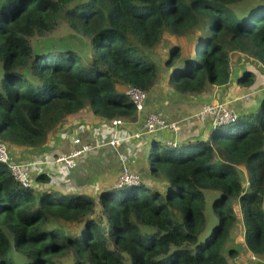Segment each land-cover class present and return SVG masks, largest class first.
<instances>
[{
	"label": "trees",
	"instance_id": "obj_1",
	"mask_svg": "<svg viewBox=\"0 0 264 264\" xmlns=\"http://www.w3.org/2000/svg\"><path fill=\"white\" fill-rule=\"evenodd\" d=\"M61 21L87 49L32 43ZM234 58L264 73V0H0V139L10 153L40 148L88 107L133 120L125 88L149 91L176 67L168 86L196 95L230 84ZM209 127L207 140L152 144L162 182L105 187L99 201L24 187L0 162V264H236L239 219L244 246L264 257V98ZM206 190L219 193L211 208Z\"/></svg>",
	"mask_w": 264,
	"mask_h": 264
},
{
	"label": "crops",
	"instance_id": "obj_2",
	"mask_svg": "<svg viewBox=\"0 0 264 264\" xmlns=\"http://www.w3.org/2000/svg\"><path fill=\"white\" fill-rule=\"evenodd\" d=\"M232 69L233 79L230 84L213 85L208 90L196 95H183L168 86L169 70L161 68L162 74L159 81L149 90L145 112H137V118L133 120L124 119L117 133H115V127L111 124V120L94 114L92 109L88 107L56 129L45 146L18 148L19 151L23 150V154H17L19 162L24 163L30 170L32 180L34 179L32 185L38 186V188L35 187L36 190H59L57 187L61 188L65 183L64 180L68 179L69 181V178L76 175V172L81 174L91 170L95 171L93 187L100 192L105 187L114 186L108 185V183L103 184V182L118 176L123 165L129 166L130 169L141 175L143 180H151L153 176L150 173L149 155H151L150 146L153 143L166 144L172 142L177 144L209 138L211 131L209 123L201 121L197 117L204 104L222 100L228 102L230 107L240 113H247L260 106L264 98V73L247 59L234 58ZM247 69L252 70L255 74V81L250 86H241L237 83L236 78ZM247 95L251 97L250 100L243 98ZM149 111L159 112L169 121H180L182 134L175 137L168 130H163L154 135L144 133L142 130L144 117L145 113ZM136 133H141V137H133ZM73 136H79L86 142L97 143L98 147L86 153L81 158L78 169L70 172L64 169L63 165L51 161L58 153L74 147L70 141ZM115 136L120 139L119 145L116 147L107 145L106 142ZM45 162H51L52 170L49 173L43 171L44 168L48 167L44 164ZM51 164L56 165V168ZM78 173L77 175H79ZM49 177L54 181L52 182V179L45 181ZM59 191L63 192L62 190Z\"/></svg>",
	"mask_w": 264,
	"mask_h": 264
},
{
	"label": "built area",
	"instance_id": "obj_3",
	"mask_svg": "<svg viewBox=\"0 0 264 264\" xmlns=\"http://www.w3.org/2000/svg\"><path fill=\"white\" fill-rule=\"evenodd\" d=\"M125 93L133 101L138 113H144L146 107V100L149 95V91L143 90L138 87H127ZM243 98L248 99L249 96H244ZM219 102H225L219 103ZM237 112L234 108L230 107L229 103L222 100H217L212 103L204 104L197 117L201 121L211 122L212 126L221 125L225 123H230L237 118ZM112 125L115 127V133L118 132V127L123 123L120 118H115L111 120ZM143 132L148 134H156L163 130L171 131L175 137H179L182 134V127L180 121H169L161 113L155 111H149L145 113ZM141 133H136L135 137H141ZM71 143L74 145L72 150H70L69 155L61 154L55 160L56 163H61L67 161H73V165H68L74 167L76 165L75 159L79 156L90 152L94 146L91 143H85L81 138L74 136L70 138ZM120 139L113 138L110 140L109 144L113 147L119 145ZM167 144H176L172 142H167ZM0 162L6 163L10 166L11 172L17 178V180L24 186H30V176L24 165H19L12 163L10 157V151L8 150L7 144L0 139ZM141 183V175L130 169L129 166L123 165L117 180L114 184L115 188H121L125 186H131ZM249 185V183L247 184Z\"/></svg>",
	"mask_w": 264,
	"mask_h": 264
},
{
	"label": "rangeland",
	"instance_id": "obj_4",
	"mask_svg": "<svg viewBox=\"0 0 264 264\" xmlns=\"http://www.w3.org/2000/svg\"><path fill=\"white\" fill-rule=\"evenodd\" d=\"M31 40H32V43H41V44H44L45 46H50V47H53V48H63V47H66V46H72V47L76 48L78 51H80V50L87 49V47H88L87 38L84 37L83 35L75 33L73 30H71L69 28L68 24L65 21H61L59 27L56 30H54L53 32H51L49 34H46V35H36ZM174 40L177 41L176 39H174ZM167 46H168V43L166 41L164 47L167 48ZM189 47H192V43L189 44ZM158 51L161 52L162 48H160ZM166 53L167 52H165V51L162 52L163 57H166ZM3 75H4V72H3V69H2L1 62H0V81L2 80ZM219 103L225 104V102H219ZM63 124H64V122L62 124H60L56 129H58ZM111 124H112V122H111ZM209 125H211V122L209 123ZM118 131H119V127H118ZM52 133L50 134L49 139H50ZM77 137H79V136H77ZM133 137H135V134L133 135ZM79 138H81V137H79ZM113 138H117V137L115 136ZM49 139H48V141H49ZM83 142L91 143L94 146V148L92 150H94V149H96L98 147L97 143L86 142V141H83ZM109 142H110V140L108 142H106V144L111 146L109 144ZM163 144H165V143H163ZM43 146H45V145H43ZM111 147H113V146H111ZM151 148H152V145H151ZM17 149L18 148L11 149L10 157H11L12 163L19 164V165H21V164L24 165V169H26L28 171L29 176H30L31 187H33L34 189L38 188L37 185H32V183L34 182V179L32 180L31 173H30V170L28 169V167L24 163L19 162V158L17 157L18 153H22L23 154V150L19 151ZM70 150H72V149H69L68 151L60 152L55 157L53 155L52 158L53 157L54 158H53V160L51 162L55 163V164L63 165L62 167L64 169L70 171V172H71V170L76 169L78 167V164L81 162V158L86 153L75 159L76 165L74 167H70L69 166V165H73V161H67V163L69 165L67 163H65V162H61V163H56L55 162V160L57 159V157L59 155H61V154L69 155L70 154ZM150 161H151V158H150V155H149V163H150ZM51 162H45L44 163V164H46L48 166V167L43 169L44 173L51 172V170H52V167L50 166ZM51 165H54V164H51ZM54 167L56 168V165H54ZM77 173L78 172H76V175L71 176L69 178V181H68V179L64 180L65 183L62 185V187L61 188L57 187V189L62 190L64 193H76V194H86V195L94 196L95 199L97 201H99L100 192L103 189L99 192L97 189H95L93 187V184H95L94 183V178H95L94 177V173H95V171L88 170V171L82 172L81 174L78 173L79 175H77ZM42 174H43V172H42ZM117 177L118 176L113 177V178L109 179L108 181L103 182V184L104 183H108V185H114V183L117 180ZM242 177L244 179V187H247L248 186L247 185L248 184V178H247L246 174L243 175ZM50 179H52V178L49 177L45 181H48ZM53 181L54 180L52 179V182ZM162 181H163V177H158V178L156 177V178H152L151 180L150 179L149 180H143L142 177H141V182L145 183L148 186L149 185L152 186L154 184H159ZM45 190H48V189H45ZM215 193H216V191L206 190V197H207L209 208H211L213 200L219 194L218 192H217L218 194H215ZM233 236H234V242H233V244H230V245H232L233 247H236L238 249L239 253H240V256L238 257V259L235 260L236 264H264V257H258L256 255L251 254L246 249V247L244 246V243H243L244 224H243V220L242 219H239V221L237 222V225H236V228L234 230ZM125 264H131V260H130L129 255H126Z\"/></svg>",
	"mask_w": 264,
	"mask_h": 264
},
{
	"label": "water",
	"instance_id": "obj_5",
	"mask_svg": "<svg viewBox=\"0 0 264 264\" xmlns=\"http://www.w3.org/2000/svg\"><path fill=\"white\" fill-rule=\"evenodd\" d=\"M176 67H172L170 70H169V73L172 72Z\"/></svg>",
	"mask_w": 264,
	"mask_h": 264
},
{
	"label": "clouds",
	"instance_id": "obj_6",
	"mask_svg": "<svg viewBox=\"0 0 264 264\" xmlns=\"http://www.w3.org/2000/svg\"><path fill=\"white\" fill-rule=\"evenodd\" d=\"M167 144V143H166ZM151 147V146H150Z\"/></svg>",
	"mask_w": 264,
	"mask_h": 264
}]
</instances>
